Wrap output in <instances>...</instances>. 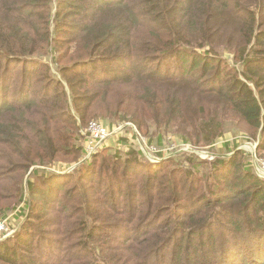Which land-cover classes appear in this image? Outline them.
<instances>
[{"label":"trees","instance_id":"16d2710c","mask_svg":"<svg viewBox=\"0 0 264 264\" xmlns=\"http://www.w3.org/2000/svg\"><path fill=\"white\" fill-rule=\"evenodd\" d=\"M8 58L44 69L24 74L23 90L27 77L39 83L30 100L8 103L0 83V199L18 196L0 213L23 200L24 183L44 198L26 203L15 243L0 239V264H264V177L240 151H182L165 169L122 135L130 151H108L111 163L99 153L26 179L80 150V126L94 119L131 120L148 135L152 120L205 147L235 125L264 149V0H0ZM168 59L178 72L160 75ZM37 219L43 233L31 231Z\"/></svg>","mask_w":264,"mask_h":264},{"label":"rangeland","instance_id":"374dc122","mask_svg":"<svg viewBox=\"0 0 264 264\" xmlns=\"http://www.w3.org/2000/svg\"><path fill=\"white\" fill-rule=\"evenodd\" d=\"M64 21L65 23H68L70 20L67 19ZM228 57H232V56L228 55ZM35 59L24 58L23 60H20L19 62H15V58H10V59L8 58L3 61H0V83L3 85H6V90L7 88L10 90L7 96L8 103L20 102L19 99L22 96H23L22 98H25V101L30 100L34 97L35 91L39 88V83H37L33 77H27L29 86H26L25 90H23L20 83L22 82V79L24 78L25 73L31 72V74H35L38 76L43 71L44 69L43 66L42 67L36 66V64L38 63V60L40 59L38 58H35ZM176 61L179 62V60H176ZM48 62L50 63V58ZM166 64H172V66L169 67L170 71L172 72H164L165 71L164 69L162 74L160 75H168L169 73L178 72L177 69L174 67L176 64L175 61H172V59L171 60L168 59L164 65ZM52 67H53L54 74L56 75L58 79H60L57 73V70H56V66L52 65ZM134 67H137V66L135 64L133 65L128 64L125 66L124 69L118 70V72L129 73L133 70ZM140 67H142V69H147L150 67V65L147 64V66H145L144 64ZM11 89H13L14 93L20 94V96L18 98H15L13 93L11 92ZM50 91L52 90L50 89ZM5 120H6V117L0 118V123L4 122ZM94 120L102 122L104 125L108 126L110 130L118 129V128L120 129L117 131V133L111 136V137L115 136L114 139L112 140L114 146H118V143L121 142L122 135H123V138H126L127 140V144L132 143L133 145H135L137 148L140 149L141 147L138 143V140L137 139L135 140V138L132 136V133L135 132L136 134V132H139L143 136V138L148 142L149 145H152L159 150V154H157V156L159 157L160 161L158 160L155 161L154 164L156 165L154 166H159L162 164L163 166H165V169L171 166V162H168L167 158L168 157L169 159L175 158L178 156L177 154L182 151H185V152L189 151V152L195 153L199 157V159H203V160H212L217 155L219 156L221 155L222 157L228 158L229 156L233 154L235 155L237 151H240L242 152V154L240 155V158L242 161L247 162L248 167L254 168L252 166V163L259 164L260 163L259 159L261 160V163L264 162V149H260L261 151L258 149V138L256 139L250 136L247 133L248 131L246 132L243 130H236L235 125H229L225 131L224 137L221 138L216 144L205 147V146H197V145H194L192 142L184 141L182 138L178 136V133L175 132V130L172 128H167L168 129L167 131H164L165 128H162V130H158L157 126L153 123L152 120H150L149 122L151 125V132L149 133V135L145 134L146 132L144 131L145 132L144 133L143 130H141L138 127V125L134 121H131V120H122L119 118L118 120H109V121L103 120V119H94ZM88 124L89 123H84L80 126L79 132L83 138L82 147L80 150L75 149L72 153L66 154L65 156L56 160L52 164L42 165L41 163H36L34 166L31 167L30 172L28 173L26 179L29 177L30 173L33 170H40V173H42L43 171H46L50 173L49 175L51 176L65 175L69 172H72L73 167H75L76 165L78 166V165L84 164L86 166L87 164L92 163L96 155H98L99 153L100 154L98 157L100 156L101 157L97 159L98 163H101L102 156H105L104 160H106L108 163H111L112 160H109L106 158V156L109 155L108 153H110L108 151L118 150L123 155L127 154L130 151L129 150L130 146L126 147L125 146L126 144H123L122 146H118L120 149L116 147V149L113 148L114 150H110L111 147L106 146L107 141H108L107 140L106 144L104 145V148H99L98 146L99 149L97 148L98 151L94 154V156L90 160H84V155L87 150L86 136L84 135V133H85V130ZM111 124H113L114 126L113 128H111L112 127L110 126ZM160 134L162 135V143L158 144L156 140H158V136ZM117 135L119 136L116 137ZM223 142L227 143L225 144V147L223 145ZM144 153L153 155L152 153H149V151L147 150ZM161 161L162 163H160ZM3 163H5V161L0 160V165ZM173 163H178V160L174 159ZM254 170L256 171L255 168ZM224 171L225 169L222 171V173H224ZM260 177H264V176H260ZM222 179L224 178L222 177ZM24 186L25 187H24L23 200H21L20 203L16 205L14 208L11 207V209H8L5 212L0 213V222H3L5 224V229L0 232V239L16 237L11 242L12 244L15 243L17 237H19L17 233L22 229L23 223L26 221V218L23 214L25 211L26 203L29 202V200L30 202L33 201L34 203H40L42 199L44 198V195L40 193L32 197L29 191L27 190L26 183H24ZM17 198L18 196L15 195L14 198H8L5 200L0 199V209L1 207L5 208V207L12 206V204L15 201H17ZM50 216L51 215H49L48 217ZM34 222H35V226L32 228L31 231H34L35 233H43V231L46 230L44 223L40 219L34 220ZM23 235H25V230L21 231L20 236H23ZM22 244L28 245L29 243L22 241ZM29 245H36V242H33V244H29ZM36 254L37 255L40 254L39 250L38 252L36 251Z\"/></svg>","mask_w":264,"mask_h":264},{"label":"built area","instance_id":"2783aa9c","mask_svg":"<svg viewBox=\"0 0 264 264\" xmlns=\"http://www.w3.org/2000/svg\"><path fill=\"white\" fill-rule=\"evenodd\" d=\"M120 130L118 129H112L106 125H104L100 121L93 120L89 122L84 135L86 136V145H87V150L84 155V160H90L94 154L98 151L99 148H104V145L106 144V141L111 139L117 131ZM135 140H138V143L140 145V150L143 152L149 151V153H152L153 155L149 154H144L152 161H160L159 157L157 154H159V150L152 146L149 145L148 142L143 138V136L139 132L133 133ZM115 137V136H114ZM109 138V139H108ZM108 142V141H107ZM123 144L118 143V146H122ZM99 146V148H98ZM98 148V149H97ZM97 149V150H96ZM259 164L257 163H252V166L256 169L258 174L260 176H264V162L261 163V160L259 159ZM263 173V174H262ZM5 229V224L3 222H0V232Z\"/></svg>","mask_w":264,"mask_h":264},{"label":"crops","instance_id":"0c3cea01","mask_svg":"<svg viewBox=\"0 0 264 264\" xmlns=\"http://www.w3.org/2000/svg\"><path fill=\"white\" fill-rule=\"evenodd\" d=\"M121 134H122V133H121ZM117 137H118V136H117ZM113 139H114V137H112L111 139L108 140V142H107V144H106L107 147H109V146H110V147H111V146H114L113 141H112ZM121 141H122V140H121ZM122 144H123V143H122Z\"/></svg>","mask_w":264,"mask_h":264}]
</instances>
